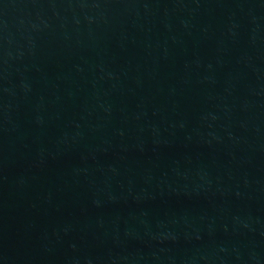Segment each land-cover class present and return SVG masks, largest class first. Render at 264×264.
Returning a JSON list of instances; mask_svg holds the SVG:
<instances>
[{"label": "water", "instance_id": "obj_1", "mask_svg": "<svg viewBox=\"0 0 264 264\" xmlns=\"http://www.w3.org/2000/svg\"><path fill=\"white\" fill-rule=\"evenodd\" d=\"M0 264H264V0H0Z\"/></svg>", "mask_w": 264, "mask_h": 264}]
</instances>
